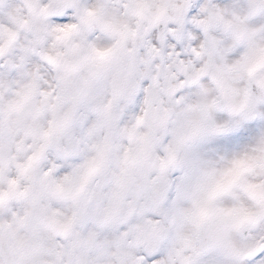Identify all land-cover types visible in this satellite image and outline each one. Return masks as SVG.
I'll use <instances>...</instances> for the list:
<instances>
[{"label":"clouds","instance_id":"9594fccd","mask_svg":"<svg viewBox=\"0 0 264 264\" xmlns=\"http://www.w3.org/2000/svg\"><path fill=\"white\" fill-rule=\"evenodd\" d=\"M0 264H264V0H0Z\"/></svg>","mask_w":264,"mask_h":264}]
</instances>
